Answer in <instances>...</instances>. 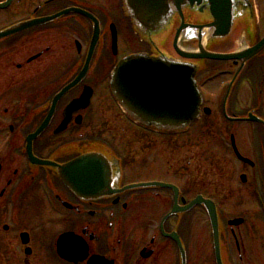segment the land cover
I'll return each instance as SVG.
<instances>
[{
    "label": "flooded vegetation",
    "instance_id": "af4514ba",
    "mask_svg": "<svg viewBox=\"0 0 264 264\" xmlns=\"http://www.w3.org/2000/svg\"><path fill=\"white\" fill-rule=\"evenodd\" d=\"M261 3L231 0L222 40L182 36L188 53L201 54L202 43L209 53L237 55L212 60L175 49L182 19L215 23L208 2L175 13L166 40L148 46L122 0H0V32L79 11L0 40V264H264ZM80 11L102 32L85 73L94 23ZM140 54L199 67V118L186 129L140 123L113 95L119 62ZM201 124L202 144L192 133ZM89 155L107 166L85 189L78 165ZM138 184L148 186L126 191ZM200 197L214 205L217 235L206 207L189 208Z\"/></svg>",
    "mask_w": 264,
    "mask_h": 264
},
{
    "label": "water",
    "instance_id": "95a60500",
    "mask_svg": "<svg viewBox=\"0 0 264 264\" xmlns=\"http://www.w3.org/2000/svg\"><path fill=\"white\" fill-rule=\"evenodd\" d=\"M209 3L211 7V16L215 23L211 25L208 32H211L213 39H222L230 32V4L231 0H123L124 10L131 18L134 30L143 39H147L148 32H154L163 36L171 25L175 13L182 12L186 7H201L204 3ZM71 10L63 12L52 18L42 21H36L31 24H21L16 28H11L0 33V39L11 36L16 32H22L27 28L43 25L52 22ZM94 22V34L90 45V52L87 59L84 73L87 71L93 53L100 40V27L98 22ZM200 31L199 38L206 34L205 28L198 27ZM194 26H182L178 32L184 33L187 39H192L190 33L195 32ZM185 30V31H184ZM184 31V32H183ZM205 31V32H204ZM113 40L116 43L117 36L113 30ZM176 50L181 52L175 43ZM264 47V42L259 48ZM259 48L251 49L248 55H255ZM202 50V48H201ZM203 51V50H202ZM181 55L191 58L197 57L191 54ZM201 57L226 60L228 56L210 55L203 53ZM199 71L197 66L188 64L173 65L168 61L148 60L143 56H134L121 61L112 75V90L120 104L128 111H134L136 120L147 125H156L159 128L167 130H182L198 118L201 97L196 89L195 78ZM46 125H43L37 133L28 140L29 146L44 131ZM97 161L94 157H84L79 161L78 168L83 169L84 188L88 182L92 183L94 174L92 169L97 168L94 163ZM94 164V165H93ZM76 167V164H74ZM148 186V185H143ZM142 185L131 188L143 187ZM194 204H203L211 212L213 228L217 235L218 222L214 206L203 199H197ZM60 245V244H59Z\"/></svg>",
    "mask_w": 264,
    "mask_h": 264
},
{
    "label": "rangeland",
    "instance_id": "374dc122",
    "mask_svg": "<svg viewBox=\"0 0 264 264\" xmlns=\"http://www.w3.org/2000/svg\"><path fill=\"white\" fill-rule=\"evenodd\" d=\"M94 1V0H93ZM96 2L101 6L102 4H104V3H106L107 2V0H96ZM117 6V8H119V5L117 4L116 5ZM261 8H262V11H264V4H262L261 3ZM139 47V46H138ZM133 48H136V46L135 45H133ZM203 124H201L200 126H198L195 130H193V132L192 133H195L196 134V137H197V142H199V143H203V140H202V138H201V132H200V127L202 126ZM170 158V156H168L167 157V159H169ZM158 168H159V166H158ZM160 170H161V168H160ZM158 174H160L161 176H162V174H163V171H161V172H159ZM144 176H147V174H144Z\"/></svg>",
    "mask_w": 264,
    "mask_h": 264
}]
</instances>
